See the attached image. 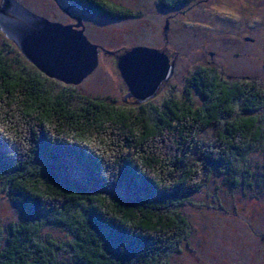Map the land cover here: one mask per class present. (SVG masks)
Instances as JSON below:
<instances>
[{
    "label": "trees",
    "instance_id": "1",
    "mask_svg": "<svg viewBox=\"0 0 264 264\" xmlns=\"http://www.w3.org/2000/svg\"><path fill=\"white\" fill-rule=\"evenodd\" d=\"M70 1L102 18L133 15L112 0ZM10 43L0 48V191L9 189L25 217L8 232L0 226V264H168L189 227L178 207L203 186L200 164L189 163L199 131L223 122L219 147L201 152L215 166L264 144V90L255 81L202 66L189 81L203 104L148 100V115L141 103L122 107L51 79ZM115 187L125 197L110 195ZM47 225L72 237L44 236Z\"/></svg>",
    "mask_w": 264,
    "mask_h": 264
},
{
    "label": "rangeland",
    "instance_id": "2",
    "mask_svg": "<svg viewBox=\"0 0 264 264\" xmlns=\"http://www.w3.org/2000/svg\"><path fill=\"white\" fill-rule=\"evenodd\" d=\"M18 1L51 20H67L55 11L54 0ZM112 1L133 15L112 20L81 10L75 18L100 51L94 72L79 85L69 86L90 97L139 109L134 98L125 100L128 89L115 58L132 47L146 45L168 52L175 62L173 77L149 100L155 106L161 107L163 100L174 95L203 104V97L189 81L202 66L241 84L255 81L264 90V0H188L172 11L161 7L160 0ZM166 20L169 29L165 31ZM5 35L0 30V48L10 49L7 44L12 41ZM151 103H141L143 113L152 114ZM222 125L200 130L199 146L190 151L189 163L200 164L203 186L178 207L189 227L179 250L168 255V264H264V238L259 236L264 234V144L246 151L238 161L233 159L229 166L209 164L201 152L209 144L219 147L216 140ZM109 194L125 197L121 187ZM24 217L9 189L0 191V226L8 232L11 224ZM43 235L63 242L72 237L54 225L44 227ZM62 252L61 259L68 261L69 254Z\"/></svg>",
    "mask_w": 264,
    "mask_h": 264
},
{
    "label": "water",
    "instance_id": "3",
    "mask_svg": "<svg viewBox=\"0 0 264 264\" xmlns=\"http://www.w3.org/2000/svg\"><path fill=\"white\" fill-rule=\"evenodd\" d=\"M84 25H65L36 14L18 0H1L0 30L41 73L65 85H79L99 62V45L91 42ZM80 27V28H79ZM169 29L166 20L165 31ZM117 67L127 85L125 100L142 103L157 96L174 75L175 62L168 52L140 45L117 57Z\"/></svg>",
    "mask_w": 264,
    "mask_h": 264
},
{
    "label": "flooded vegetation",
    "instance_id": "4",
    "mask_svg": "<svg viewBox=\"0 0 264 264\" xmlns=\"http://www.w3.org/2000/svg\"><path fill=\"white\" fill-rule=\"evenodd\" d=\"M55 2V11L56 12H60L62 13L65 18L67 19L66 21H61V20H53V21H58V22H62V23H65V25H75L76 26V19H78V13L81 11V10H87L85 8H83L82 6L78 5V2L77 3H74L73 1H70V0H54ZM65 2L64 4H62L61 2ZM161 2V0H160ZM165 9H170L172 11V9H174V7H164ZM89 11V10H87ZM56 12H53V14L55 16H57L55 13ZM93 13V12H91ZM51 17V16H50ZM56 18V17H55ZM100 51V50H99ZM115 62L117 63V58H115ZM115 63V65H116ZM229 79V78H228ZM259 236H262V238H264V234L262 235H259ZM252 263V261H249Z\"/></svg>",
    "mask_w": 264,
    "mask_h": 264
}]
</instances>
